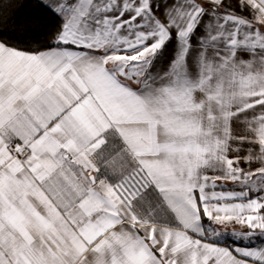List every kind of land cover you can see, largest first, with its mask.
Returning <instances> with one entry per match:
<instances>
[{
	"label": "crops",
	"instance_id": "crops-1",
	"mask_svg": "<svg viewBox=\"0 0 264 264\" xmlns=\"http://www.w3.org/2000/svg\"><path fill=\"white\" fill-rule=\"evenodd\" d=\"M39 1L57 45L0 43V264H264V0Z\"/></svg>",
	"mask_w": 264,
	"mask_h": 264
},
{
	"label": "trees",
	"instance_id": "trees-1",
	"mask_svg": "<svg viewBox=\"0 0 264 264\" xmlns=\"http://www.w3.org/2000/svg\"><path fill=\"white\" fill-rule=\"evenodd\" d=\"M63 19L39 0H0V43L37 54L57 45Z\"/></svg>",
	"mask_w": 264,
	"mask_h": 264
},
{
	"label": "built area",
	"instance_id": "built-area-1",
	"mask_svg": "<svg viewBox=\"0 0 264 264\" xmlns=\"http://www.w3.org/2000/svg\"><path fill=\"white\" fill-rule=\"evenodd\" d=\"M22 151V144L19 140L15 141L12 148H11V154L13 156H18L20 155Z\"/></svg>",
	"mask_w": 264,
	"mask_h": 264
}]
</instances>
